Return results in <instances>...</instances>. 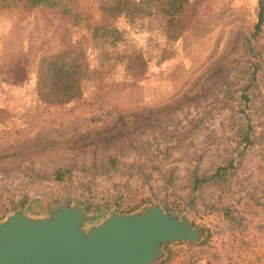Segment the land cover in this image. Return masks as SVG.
<instances>
[{
	"label": "rangeland",
	"instance_id": "1",
	"mask_svg": "<svg viewBox=\"0 0 264 264\" xmlns=\"http://www.w3.org/2000/svg\"><path fill=\"white\" fill-rule=\"evenodd\" d=\"M189 4L191 19L178 36L180 29L169 30L159 16L152 22L119 18L127 42L151 56L144 78L112 86L123 81L122 74L95 72L81 80L77 97L61 105L37 97V64L67 46L82 48L87 62H94L89 26L99 22L96 0H72L80 12L77 25L45 6L0 8V220L20 209L45 216L64 198L81 207L87 208L83 197L99 205L86 210L87 225L114 205L128 213L156 203L184 213L201 238L163 244L155 264H264V23L253 40L257 0ZM255 53L261 60L255 79L242 90ZM243 116L250 117L253 143L242 149ZM146 137L180 141L158 165L160 173L153 171L155 187L88 168L105 154L91 153L95 147ZM10 139L15 141L8 146ZM72 160L75 166L84 161V172L71 171L74 177L62 181L50 176ZM27 166L40 177H32ZM193 169L205 178L196 189ZM169 172L173 193L162 177Z\"/></svg>",
	"mask_w": 264,
	"mask_h": 264
},
{
	"label": "trees",
	"instance_id": "2",
	"mask_svg": "<svg viewBox=\"0 0 264 264\" xmlns=\"http://www.w3.org/2000/svg\"><path fill=\"white\" fill-rule=\"evenodd\" d=\"M96 2L100 10L99 22L91 26L87 24L91 50L96 53L92 58L94 62L88 63L87 52L75 46H67L57 53L41 56L37 64L35 87L37 97L42 102L48 105H61L74 99L78 96L81 80L89 78L95 72L104 73L102 76L107 77H113L117 72L122 74L123 81L113 83L112 86L119 85V83L123 85L135 83L144 78L151 56L144 55L139 47L127 42L122 29L117 24L119 18L124 19L126 23L143 18L152 22L151 20L159 16L168 29L173 25L180 29L176 32L177 36L181 34L191 19V15H188L192 9L189 0H96ZM257 5V20L252 33L253 40H255L256 34L262 30L261 26L264 23V0H257ZM10 6L24 9L45 6L55 9L61 17H70L74 25H77L80 20V12L74 10L72 0H0V8ZM260 61L258 54L250 55V60L247 61L249 74L242 90L254 81ZM240 96L244 99L243 104L245 105L248 100L247 95L242 91ZM242 125V131L238 134V144L243 149L253 143L251 134L253 126L249 116H243ZM14 141V139H10L8 146ZM179 142L163 141L161 143L153 137H146L144 140L127 145L110 143L111 147L109 144L103 148L98 146L91 153L100 149L105 154L101 153L98 165H95V162L88 165V168L92 169L96 175L116 176L119 179L123 178L124 182H127V179L131 177L138 181L139 186L151 189L155 187V184L151 183L153 171L157 170L160 173L158 165L172 149L180 145ZM191 154L189 153V155ZM75 165V160H72L65 166L53 169L50 176L56 181H62L65 178L74 177L71 171L80 174L84 172V161H81L80 166ZM27 167L32 177H40L39 172L33 166ZM218 169L222 171L221 174H224L225 166H220ZM169 175L171 172L162 177L166 185H169L170 192L173 193L175 187L171 185ZM191 175L193 189L205 181V178L197 176L194 169L191 171ZM122 191L123 189L117 191V195ZM80 203H87L88 210L97 209L99 206L87 202L85 197L81 198ZM162 203L164 206L168 205L163 200Z\"/></svg>",
	"mask_w": 264,
	"mask_h": 264
},
{
	"label": "water",
	"instance_id": "3",
	"mask_svg": "<svg viewBox=\"0 0 264 264\" xmlns=\"http://www.w3.org/2000/svg\"><path fill=\"white\" fill-rule=\"evenodd\" d=\"M78 201L64 198L45 216L21 209L0 220V264H155L168 242L195 243L201 230L184 213L152 203L118 213L116 206L95 224Z\"/></svg>",
	"mask_w": 264,
	"mask_h": 264
}]
</instances>
